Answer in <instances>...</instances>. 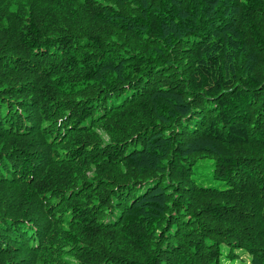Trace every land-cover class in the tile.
I'll return each instance as SVG.
<instances>
[{"label": "trees", "instance_id": "trees-1", "mask_svg": "<svg viewBox=\"0 0 264 264\" xmlns=\"http://www.w3.org/2000/svg\"><path fill=\"white\" fill-rule=\"evenodd\" d=\"M244 253L264 264V0H0V264Z\"/></svg>", "mask_w": 264, "mask_h": 264}, {"label": "rangeland", "instance_id": "rangeland-1", "mask_svg": "<svg viewBox=\"0 0 264 264\" xmlns=\"http://www.w3.org/2000/svg\"><path fill=\"white\" fill-rule=\"evenodd\" d=\"M198 180H199V183L204 186H214V187L222 186V182L220 180L212 178L210 169H204L200 171V177H198ZM223 251L228 252V247L225 246ZM248 260H249V255L244 253L243 260L242 258H236L235 262L232 264H247ZM227 264H231V263L228 262Z\"/></svg>", "mask_w": 264, "mask_h": 264}]
</instances>
